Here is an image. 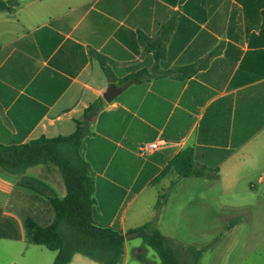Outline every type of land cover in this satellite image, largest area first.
Wrapping results in <instances>:
<instances>
[{
  "label": "crops",
  "instance_id": "0c3cea01",
  "mask_svg": "<svg viewBox=\"0 0 264 264\" xmlns=\"http://www.w3.org/2000/svg\"><path fill=\"white\" fill-rule=\"evenodd\" d=\"M13 1L0 10L5 32L16 27L7 20L34 22L0 44V142L70 135L100 99L80 125L79 153L109 225L117 221L124 231L148 188L157 199L163 189L170 195L187 182L221 180L223 166L264 133V0ZM111 83L120 91L107 102ZM159 139L161 147L137 154L141 143ZM187 147L216 178L168 171L155 180ZM64 193L53 164L19 175L0 169V215L9 218L0 223L2 235L12 237L14 226L27 242L24 218L49 223L48 197ZM127 244L121 264L151 263L131 252L144 247Z\"/></svg>",
  "mask_w": 264,
  "mask_h": 264
},
{
  "label": "rangeland",
  "instance_id": "374dc122",
  "mask_svg": "<svg viewBox=\"0 0 264 264\" xmlns=\"http://www.w3.org/2000/svg\"><path fill=\"white\" fill-rule=\"evenodd\" d=\"M4 17L0 12V44L34 22L7 20L16 27L9 26L5 32ZM222 177L208 185L182 184L158 208L154 207L156 191L148 188L129 209L124 228L151 221L174 246L203 249L198 264H264V133L223 166ZM7 219L0 215V223ZM17 232L14 226L12 237L0 231V264H52L55 251L21 240ZM127 246L144 247L131 252L143 254L150 264H160L140 238L128 239ZM75 254L68 264H100ZM128 264L142 263L132 258Z\"/></svg>",
  "mask_w": 264,
  "mask_h": 264
},
{
  "label": "trees",
  "instance_id": "16d2710c",
  "mask_svg": "<svg viewBox=\"0 0 264 264\" xmlns=\"http://www.w3.org/2000/svg\"><path fill=\"white\" fill-rule=\"evenodd\" d=\"M13 4V0H0V10H9ZM98 58L102 62L101 57ZM100 104V99L89 104L82 118L76 120V129L70 135L41 136L19 144L0 142L1 170L19 175L35 164H53L65 187L63 196L48 197L53 212L49 223L39 225L30 217L24 218L27 242L55 251L52 264H68L75 253L100 264H121L124 241L132 238H140L155 253L160 264H198L203 249L174 246L151 221L122 231L117 221L109 225V218L98 213L95 181L79 153V145L83 136L81 123L94 115ZM168 171L178 177L216 178V169L196 163L189 147L177 152L155 180ZM167 195L168 189L159 191L154 207L158 208Z\"/></svg>",
  "mask_w": 264,
  "mask_h": 264
},
{
  "label": "built area",
  "instance_id": "2783aa9c",
  "mask_svg": "<svg viewBox=\"0 0 264 264\" xmlns=\"http://www.w3.org/2000/svg\"><path fill=\"white\" fill-rule=\"evenodd\" d=\"M164 144V141L159 139V140H152V141H146L141 143L136 152L140 157H146L148 154L153 152L154 150L158 149Z\"/></svg>",
  "mask_w": 264,
  "mask_h": 264
},
{
  "label": "water",
  "instance_id": "95a60500",
  "mask_svg": "<svg viewBox=\"0 0 264 264\" xmlns=\"http://www.w3.org/2000/svg\"><path fill=\"white\" fill-rule=\"evenodd\" d=\"M120 91L119 87H116L114 84H109L107 89L103 93V98L105 101L109 102L115 97V95Z\"/></svg>",
  "mask_w": 264,
  "mask_h": 264
}]
</instances>
